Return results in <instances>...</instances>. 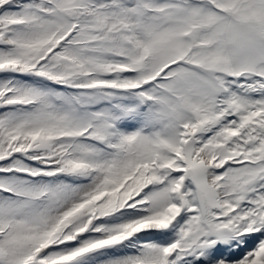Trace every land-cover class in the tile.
Segmentation results:
<instances>
[{
	"label": "snow or ice",
	"instance_id": "snow-or-ice-1",
	"mask_svg": "<svg viewBox=\"0 0 264 264\" xmlns=\"http://www.w3.org/2000/svg\"><path fill=\"white\" fill-rule=\"evenodd\" d=\"M0 264H264V0H0Z\"/></svg>",
	"mask_w": 264,
	"mask_h": 264
}]
</instances>
